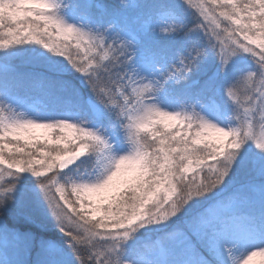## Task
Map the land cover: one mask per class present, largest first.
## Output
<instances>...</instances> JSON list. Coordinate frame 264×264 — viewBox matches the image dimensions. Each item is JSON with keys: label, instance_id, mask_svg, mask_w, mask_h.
I'll use <instances>...</instances> for the list:
<instances>
[{"label": "snow or ice", "instance_id": "6c2138e0", "mask_svg": "<svg viewBox=\"0 0 264 264\" xmlns=\"http://www.w3.org/2000/svg\"><path fill=\"white\" fill-rule=\"evenodd\" d=\"M0 50V246L264 264V0H0Z\"/></svg>", "mask_w": 264, "mask_h": 264}, {"label": "rangeland", "instance_id": "374dc122", "mask_svg": "<svg viewBox=\"0 0 264 264\" xmlns=\"http://www.w3.org/2000/svg\"><path fill=\"white\" fill-rule=\"evenodd\" d=\"M110 2V0H106V2ZM133 0H125L126 4H131ZM193 2L195 3L196 0H193ZM113 3H116V0L113 1ZM2 51V50H0ZM18 63V62H17ZM4 71V67L2 64H0V72ZM244 85L241 84L239 86V92L238 94H240V92L243 91ZM19 195L24 198L26 197L28 194L22 189L21 192L19 193ZM4 223H6L8 225V227H20L21 230H23V228L18 225L12 218H8L7 220H3ZM47 235H49L50 237H52L53 239H60L61 234H59V232L52 226H49L48 229V233ZM147 240H151L152 237L149 236L146 238ZM37 257H36V251L33 250L30 254L27 252H24L22 249L17 248L13 245H9L7 247H3L0 246V264H16V262H20V264H35ZM254 264H262L261 258L255 257L254 258Z\"/></svg>", "mask_w": 264, "mask_h": 264}, {"label": "trees", "instance_id": "16d2710c", "mask_svg": "<svg viewBox=\"0 0 264 264\" xmlns=\"http://www.w3.org/2000/svg\"><path fill=\"white\" fill-rule=\"evenodd\" d=\"M114 0H110V2L108 3H113ZM156 2V0H133L131 4H137V3H140V4H151V3H154ZM2 73V72H0Z\"/></svg>", "mask_w": 264, "mask_h": 264}]
</instances>
